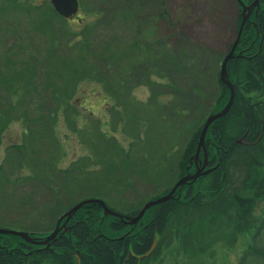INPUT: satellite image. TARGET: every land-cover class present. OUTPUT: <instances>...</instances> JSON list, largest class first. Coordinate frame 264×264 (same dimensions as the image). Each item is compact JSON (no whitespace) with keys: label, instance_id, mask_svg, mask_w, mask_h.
Wrapping results in <instances>:
<instances>
[{"label":"rangeland","instance_id":"1","mask_svg":"<svg viewBox=\"0 0 264 264\" xmlns=\"http://www.w3.org/2000/svg\"><path fill=\"white\" fill-rule=\"evenodd\" d=\"M113 1L119 14L104 17ZM234 2L80 0L78 12L62 18L49 0H0V228L42 239L58 213L84 198L107 199L125 214L176 182L175 152L189 135L175 111L190 109L182 117L190 123L208 105L189 107L190 73L177 71L174 57L163 60L168 51L162 47L192 41L209 54L205 71H214L217 54H226L236 39ZM130 5L145 25L153 22V43L143 39L146 28L128 14ZM161 10L172 27L165 17L157 22ZM175 29L187 40L171 37ZM253 208L263 214L264 198ZM98 214L106 233L116 235L115 215L103 208ZM250 231L236 234L225 218L207 222L196 229L191 248L175 240L150 264H233Z\"/></svg>","mask_w":264,"mask_h":264},{"label":"trees","instance_id":"2","mask_svg":"<svg viewBox=\"0 0 264 264\" xmlns=\"http://www.w3.org/2000/svg\"><path fill=\"white\" fill-rule=\"evenodd\" d=\"M234 1L237 14L233 33L236 36L241 26L242 1L250 3L252 0ZM216 2L218 0H214V4ZM108 7L106 12H102L104 17L119 14L114 1ZM128 14L138 19L136 22L140 30L146 28L143 39L153 43L156 38L153 22L145 25L146 21L137 16V9L133 5H130ZM155 17L157 22L165 17L166 23L173 26L166 10L157 12ZM170 35L175 39L187 40V36L176 29ZM170 35L167 33L158 38L166 41ZM234 39L232 37L228 50ZM180 43H169L170 48L165 43L162 48H167L168 52L162 59L174 57L177 71L182 68L190 73L189 99L186 100L189 107H208L204 106L207 109L203 111L205 113L201 119L190 123H184L182 119L190 114V109H175V113L181 114L180 128L184 137L186 133L189 135L181 153L175 152L180 157L177 180L193 171L196 162L194 155L204 120L223 108L230 96V89L220 78L225 53L217 54L219 58L214 71H205L208 52L192 41L183 45ZM237 45L233 57L226 64L228 78L235 89L233 103L228 112L212 121L206 132L205 146L198 155L199 160L207 156V166H210L208 172L201 174L192 185L188 184L183 194L179 187L171 198L152 205L135 225L128 226L119 217H111L114 219L111 226L116 230V235L107 234L108 227L100 223L98 210L102 207L98 203H86L74 212L64 229H59L47 243L35 237L33 232L29 235L41 244H29L13 234H0V264H150L158 260L175 240L184 250L191 248L200 225L217 223L223 218L233 222L236 234L251 230L248 242L233 264H264V213L257 216L253 208L257 200L264 198V0H260L251 17L245 20ZM171 50L175 56L169 54ZM23 86V90H28L26 81ZM19 145L14 147L20 150ZM124 152L125 156H129V149ZM168 167L171 169L173 166ZM174 183L155 197L170 191ZM104 201L113 210L123 213L107 199ZM141 206L129 208L125 214L134 215Z\"/></svg>","mask_w":264,"mask_h":264},{"label":"water","instance_id":"3","mask_svg":"<svg viewBox=\"0 0 264 264\" xmlns=\"http://www.w3.org/2000/svg\"><path fill=\"white\" fill-rule=\"evenodd\" d=\"M49 2H50L52 9L55 10L62 18L71 17V16L75 15L79 10L78 9L79 0H49ZM259 3H260V0H253L251 2V4H249V5H245L243 3L241 26L239 27V29L236 33L237 34L236 39L231 44L232 46H231L230 50L224 55V59H223V62L221 64V70H220V78H222V80L226 83V85L230 89V96H229L228 102L223 106L222 109H220L217 112H214L211 115L207 116V118L203 122L204 124L202 126L201 131H200V137H199V141L197 144L198 146H197V150H196V154H195L196 157H197L199 151L201 150L202 146L203 147L205 146L204 141H205L206 132H207L208 128L210 127V125L212 124V121L223 116V114L228 112L227 110L231 107V105L233 103V98L235 95V89H234V84L230 81V78H228V71H227L226 64L233 57L234 52L238 46L237 44L240 40L241 31H242L245 20L248 19L249 15L251 14V10L253 8H256L259 5ZM205 163H206V161L203 163V165L201 167H198L195 172L188 173L186 175H183L181 178H179V180L172 186V188L170 189V191L168 193L163 194L159 197L151 198L150 200L146 201V203H144V205L138 211L137 215L124 216L128 220V223L129 222L130 223H137L140 220V218L145 214V211L148 208H150L152 205L159 204V203H161V201H164L166 199L171 198L174 195V193L176 192V188L182 187L185 183L191 184L194 180L197 179L198 176L209 171V170H205L203 172V170L205 168L204 167ZM86 203H95V204L98 203L102 206L104 214L110 213V214H113L116 216L119 215L120 217H123V214L116 212L115 210L110 208L107 204H105L104 200H102L101 198H97V197L86 198L85 200H82V201L75 203L73 205V207H71L70 209H67L65 212H63L62 215L59 216V218L57 219L52 232L50 234L46 235L42 239V242H46L49 239H52V237H54V235L59 231V229H63L65 222L71 218V216L74 214V212L77 211L82 206H84ZM63 218H64L63 223L60 226H58L59 222ZM0 233H3V234H9L10 233V234L18 235L19 237L21 236L26 241H29V242L33 241L27 232L21 231V230L16 231V230H11L9 228L8 229L0 228Z\"/></svg>","mask_w":264,"mask_h":264},{"label":"bare ground","instance_id":"4","mask_svg":"<svg viewBox=\"0 0 264 264\" xmlns=\"http://www.w3.org/2000/svg\"><path fill=\"white\" fill-rule=\"evenodd\" d=\"M238 23V22H237ZM240 23V22H239ZM239 26V25H238ZM238 29V28H237ZM238 31V30H237ZM237 33V32H236ZM208 138V137H207ZM207 140V139H206ZM242 140V139H241ZM243 141V140H242ZM207 146V145H206ZM200 152V151H199ZM196 154V153H195ZM198 155H199V153H198ZM197 155V157L195 156V160H196V167L198 168V167H201L202 165H203V163L206 161V163H205V168H204V170H203V172L205 171V170H210V166L208 167L207 166V159H206V155H205V158H203V160H199V156ZM193 164V163H192ZM191 167H192V165H191ZM197 170V169H196ZM208 172V171H207ZM206 173V172H205ZM200 178V177H199ZM194 183V182H193ZM196 183V182H195ZM185 185H187V184H185ZM182 189V188H181ZM169 192V191H168ZM183 192V191H182ZM121 214H123V213H121ZM130 214H123V217H120L119 215L117 216V217H119L120 219H122L123 221H125V222H127L128 223V220L124 217V216H129ZM135 215H137V213L135 214ZM116 216V215H115ZM134 216V215H133ZM144 216V215H143ZM142 216V217H143ZM141 217V218H142ZM140 218V219H141ZM140 221V220H139ZM138 221V222H139ZM8 235H10V234H8ZM55 236V235H54ZM50 240V239H49ZM48 240V241H49ZM48 241H46V242H43V243H47Z\"/></svg>","mask_w":264,"mask_h":264},{"label":"flooded vegetation","instance_id":"5","mask_svg":"<svg viewBox=\"0 0 264 264\" xmlns=\"http://www.w3.org/2000/svg\"><path fill=\"white\" fill-rule=\"evenodd\" d=\"M251 13H253V10H252V12ZM251 16V15H250Z\"/></svg>","mask_w":264,"mask_h":264}]
</instances>
